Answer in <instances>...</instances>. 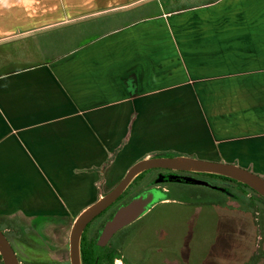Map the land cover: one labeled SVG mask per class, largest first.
Segmentation results:
<instances>
[{"label": "crops", "instance_id": "1", "mask_svg": "<svg viewBox=\"0 0 264 264\" xmlns=\"http://www.w3.org/2000/svg\"><path fill=\"white\" fill-rule=\"evenodd\" d=\"M169 154L264 178V0H0V219Z\"/></svg>", "mask_w": 264, "mask_h": 264}, {"label": "rangeland", "instance_id": "2", "mask_svg": "<svg viewBox=\"0 0 264 264\" xmlns=\"http://www.w3.org/2000/svg\"><path fill=\"white\" fill-rule=\"evenodd\" d=\"M154 172L155 168L147 169L143 177L131 182L121 195L126 193L125 196L114 207L147 188ZM196 176L216 186L225 183L227 191L238 196L237 200L244 195V199L252 197L250 207L258 219L246 208L239 207L244 212L233 213L219 210L230 200L215 188L170 182L165 185L166 193L174 200L157 204L130 223V227L120 233L126 238L122 247V243L117 246L119 254L127 252L131 264H264V214L260 212L264 211V201H258V196L249 188L235 182H224L204 173ZM98 218L99 215L94 217L90 224ZM0 220L8 224L4 227L5 236L18 250L23 264L65 259L71 226L69 218L39 216L28 221L16 215ZM42 250L48 254L44 256ZM0 264H3L1 257ZM114 264L123 263L115 260Z\"/></svg>", "mask_w": 264, "mask_h": 264}, {"label": "water", "instance_id": "3", "mask_svg": "<svg viewBox=\"0 0 264 264\" xmlns=\"http://www.w3.org/2000/svg\"><path fill=\"white\" fill-rule=\"evenodd\" d=\"M164 168L170 170L212 173L236 180L250 187L264 197V178L246 168L232 163L214 162L185 155H150L135 161L125 171L119 181L99 199L78 214L71 224L69 233L70 264H82L80 254V236L84 227L99 213L112 204L135 179L147 169ZM186 181L204 184L203 181L186 178ZM153 199V193L136 196L116 209L112 217L104 224L97 245H105L107 240L122 227L135 222L146 211ZM149 208V207H148ZM149 210V209H148ZM0 256L3 264H19L16 254L0 230Z\"/></svg>", "mask_w": 264, "mask_h": 264}, {"label": "flooded vegetation", "instance_id": "4", "mask_svg": "<svg viewBox=\"0 0 264 264\" xmlns=\"http://www.w3.org/2000/svg\"><path fill=\"white\" fill-rule=\"evenodd\" d=\"M145 172V171H144ZM156 172V173H155ZM155 175L154 177L150 180V185L137 192L135 195H133L131 198H129L128 200H124L123 202H120L118 206L114 207V205L117 203L118 200L122 199L123 196H125L126 193H124L123 196L122 193L121 195L112 203L110 204L105 210H103L101 213H99V218L97 220H93V224H90L91 222H89L83 229L81 236H80V246L82 245L83 242H89L94 243L96 246L101 247L102 248V253L96 254V259L98 258V255L101 258L102 264H108L109 263V258L108 257H112V262L111 264H114L115 260H119L121 261L123 264H131L128 259H129V255L127 254H119L120 250L117 249V246L121 244V247L124 244L126 235H121L120 233L122 231H124V229H126L127 227H130V225H127L126 227H122L119 230H117L115 233H113V235L107 240V242L105 243V245H97V241L98 238L100 237V233L103 230V226L104 224L112 217V215L114 214V212L116 211V209L122 205H125L127 202H129L131 199H133L136 196L142 195V196H147L150 193H153V199L151 201V203L148 205L147 210L151 209V208H155L160 204H163L165 202H167V200L170 199V197L167 195V188L165 185H167L170 182H175V183H182V184H195V185H204V186H209L212 188H215L216 190L222 192L229 200L230 202H226L227 204L230 205H237L240 208H248V210H250L251 215L254 219H258V216H254V209L252 207H250L253 202V198L252 197H245L246 199H244L243 194H239L242 199L237 200L238 196H235L231 193H229L227 191V186H225L226 184L224 183L223 186H216V185H212L209 184L208 182L197 178L196 174H198L199 172H191V171H181V170H170V169H164V168H155ZM143 174V173H142ZM141 174V175H142ZM194 174V175H192ZM204 174H209V173H204ZM212 176H215L213 174H209ZM143 177V176H141ZM140 177V178H141ZM192 178L194 180H200L203 181L204 184H199V183H193L191 181H186V178ZM219 179L225 181H231V182H235L238 186H245L247 188H249L254 194H256L258 196L259 199H257L258 201H264V197L262 195H260L259 193H257L256 191H254L253 189H251L250 187L246 186L245 184H242L236 180H233L231 178L228 177H221V176H216ZM138 181L137 178H135L133 180V182ZM245 193V192H243ZM236 197V198H235ZM241 201H249L248 204H244ZM148 210V211H149ZM260 212H262L264 214V211L261 210ZM258 212H256L257 214ZM96 217V216H95ZM137 221V220H136ZM135 221V222H136ZM7 223H3V221L0 220V230L3 232V234L5 235V228L7 227ZM5 227V228H4ZM71 229V226H70ZM70 233V230H69ZM120 234V235H119ZM117 236V237H116ZM6 237V236H5ZM116 237V238H115ZM121 237V238H120ZM7 239V237H6ZM8 240V239H7ZM9 241V240H8ZM10 243V242H9ZM11 245V244H10ZM46 246V245H45ZM118 246V247H119ZM13 248V247H12ZM48 248V247H47ZM14 252L16 254V257L18 259L19 264H23L22 260H21V256L18 253V250H16V248L14 249ZM43 251V255H47L48 253H46L44 250ZM255 254V253H254ZM257 254V252H256ZM65 259H60V258H55L52 262L50 261L48 262H40L39 264H70V256H69V236H68V242L66 243V255H65ZM1 257V256H0Z\"/></svg>", "mask_w": 264, "mask_h": 264}, {"label": "trees", "instance_id": "5", "mask_svg": "<svg viewBox=\"0 0 264 264\" xmlns=\"http://www.w3.org/2000/svg\"><path fill=\"white\" fill-rule=\"evenodd\" d=\"M142 173L138 174L135 178H138L139 176H141ZM209 174H212V173H209ZM213 175L221 176L217 174H213ZM221 177H225V176H221ZM101 251H102V248L96 246L94 243L90 244L89 242H83L82 245L80 246L81 263L82 264H102L101 258L99 256L102 253ZM96 254H99L97 259H96ZM112 257L111 256L108 257L109 258L108 264H111Z\"/></svg>", "mask_w": 264, "mask_h": 264}]
</instances>
